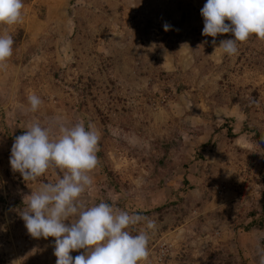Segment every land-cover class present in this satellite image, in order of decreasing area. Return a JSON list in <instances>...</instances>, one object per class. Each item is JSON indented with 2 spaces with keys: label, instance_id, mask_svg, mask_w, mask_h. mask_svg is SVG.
Here are the masks:
<instances>
[{
  "label": "rangeland",
  "instance_id": "obj_1",
  "mask_svg": "<svg viewBox=\"0 0 264 264\" xmlns=\"http://www.w3.org/2000/svg\"><path fill=\"white\" fill-rule=\"evenodd\" d=\"M205 3L23 0L21 21L0 25L14 40L0 68V264L56 261L54 238L30 236L19 214L59 170L24 181L9 164L15 138L33 123L80 121L100 141L79 203L156 221L140 264H259L264 39L222 53L219 42L232 37L213 45L202 36ZM32 94L42 101L36 112Z\"/></svg>",
  "mask_w": 264,
  "mask_h": 264
},
{
  "label": "clouds",
  "instance_id": "obj_2",
  "mask_svg": "<svg viewBox=\"0 0 264 264\" xmlns=\"http://www.w3.org/2000/svg\"><path fill=\"white\" fill-rule=\"evenodd\" d=\"M23 7V0H0V25L19 23ZM200 14L201 34L212 37L213 45L218 35H231L217 47L229 56L237 53L238 42L250 36L264 39V0H206ZM163 28L167 32L171 26L165 23ZM13 44L11 35L0 36V68L12 56ZM28 100L29 110L36 112L41 99L32 94ZM53 124L58 136L53 135ZM53 124L33 123L15 138L10 150V167L24 181H36L49 169L59 170L56 182L42 183L25 197L27 204L19 215L27 232L33 238H54L55 264H140L147 260L148 230L156 229V221L105 202L87 208L79 203L93 183L90 174L99 162V132L91 124L86 128L82 121L71 126ZM142 222L145 227L133 235ZM81 249L80 255H70ZM257 255L259 264H264V246H258Z\"/></svg>",
  "mask_w": 264,
  "mask_h": 264
},
{
  "label": "trees",
  "instance_id": "obj_3",
  "mask_svg": "<svg viewBox=\"0 0 264 264\" xmlns=\"http://www.w3.org/2000/svg\"><path fill=\"white\" fill-rule=\"evenodd\" d=\"M258 143L260 145V148L263 150L262 155H263V159H264V140L263 139H260L258 141ZM260 212H261L260 222H263L264 221V200H263V202L261 204V211Z\"/></svg>",
  "mask_w": 264,
  "mask_h": 264
}]
</instances>
